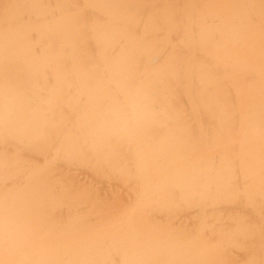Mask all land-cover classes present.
<instances>
[{
  "label": "bare ground",
  "instance_id": "6f19581e",
  "mask_svg": "<svg viewBox=\"0 0 264 264\" xmlns=\"http://www.w3.org/2000/svg\"><path fill=\"white\" fill-rule=\"evenodd\" d=\"M81 1L87 7L84 11L87 18L88 15L98 16L106 19L107 22L96 27L90 25L87 28H81V33H78V28L75 25L72 26L73 19L71 18L60 19L54 11L51 16L48 15V22L45 21V17H40V0H0V67L6 62H8L7 65L14 63L7 61L6 58L3 63L4 60L1 59V56L4 54H10L19 60L23 50L26 49L30 53L33 51L31 47L27 49L16 46L27 42L35 44L42 41L43 46L48 50L50 47L44 43L47 38H53V41L58 42L63 35L70 37L73 41L81 39L85 35V42L88 40L92 42V35L98 36L100 40H103V44L95 43L88 49L93 50V55L98 58L104 54L112 56L110 43L114 41L115 37L128 34L124 31L122 34L120 31L110 28L122 25L123 15L127 13L126 7L129 1ZM109 4H120L122 14L116 15L115 11L108 13ZM103 5L106 8H102ZM231 5L232 1L230 0L215 2L213 8L210 9L212 14H222L223 21L231 26L229 32L233 30L230 18V13L233 10ZM152 12L157 15V12ZM62 13L65 14V11ZM157 17L160 15L158 14ZM161 18L166 19L167 16ZM189 18L192 20V25H195L197 21L204 24L203 27L193 29L197 32L193 39L195 38L197 44L205 47L206 51L211 50L214 46L215 54L212 56L207 52L199 53L196 60L188 65L184 74L176 73L175 78L166 77L169 79L167 85L175 95L179 93L181 100L187 104L188 95L185 86L180 88L179 82L181 80L189 82L188 88L194 87L195 101L203 102L207 113L210 116H215L212 109L216 108L219 101H223L224 93L219 86L222 76L218 77L216 73L233 71V76L240 77L236 82L238 84L249 71L254 72L257 65H250L247 55L239 51V47L242 46L238 45H245L243 43L245 36L236 38L233 35L234 41L231 42L232 36L226 37V30L222 27L226 23L215 28L210 24L209 16L206 19L202 17L198 20L196 14H193ZM79 19L81 18L79 17ZM131 25L134 27H125V29H130L143 39L139 38V42L135 46L124 47V52L116 53V60L120 63L128 60L127 65L116 70L114 68L116 61L111 66L109 63L99 62L95 69H91L97 77L106 79L108 89L123 90L125 87L123 81L131 84L132 87L141 89L138 81L130 83L131 79L139 80L144 73L153 77V74L158 72L156 69L153 70L154 66L159 68V73H164V68H160L158 64L168 58L171 61L172 56L178 52L176 46L175 48L164 43L165 39L155 38L150 43L146 42L145 38L150 30L147 25L136 23ZM127 26L129 27V25ZM149 26L152 25L149 24ZM205 26H210V28H204ZM156 31L159 33L158 30ZM188 39L186 43H189L190 38ZM257 45L258 42L250 44L253 49ZM157 47H163L166 51L160 53L161 50L158 51ZM189 47L192 49L191 44ZM67 49H73V47L69 46ZM176 58H178V54ZM148 65L152 67L148 68ZM25 67L26 74L38 71L39 75L40 70L51 73L49 78H41L42 84L57 82L56 71H49L41 64L37 71L32 66L25 65ZM76 77L77 80L67 77V79L73 80L74 89L64 84V87H45L44 90H35L37 95L33 94L34 90L32 89L30 94L40 104L44 116L52 117L48 113V108L52 103L44 102V97H52L54 92L58 91L66 99L65 104L59 102L60 110L58 112H70L71 110L83 112L85 117L83 123L94 127V130L86 131L89 135L104 134L107 140L111 138L114 141L117 154L112 156V160L102 161V165L105 168L106 180L109 183L117 184V186L103 184L99 189L103 191V199L108 202L110 197L111 201L107 204L106 213L96 212L101 215L99 218L65 217L64 215L73 214V211H66L61 206L57 211H50L54 217H38L36 215L41 213L36 210L39 206L37 199L40 193L46 195L49 188L46 184H38L36 175L39 172L43 174L46 170L28 172L25 169H19V177L12 178L11 185H2L0 182V264H264V200L261 191H255L258 187L254 186L256 177L252 173L248 170L243 173L249 184L243 188L247 195L240 189H237L239 194L229 193L231 187L223 185L220 190L206 191L204 213L197 209L195 210L197 213L189 211L188 206L190 205L197 206V208L201 206L193 200L196 196L195 190L191 186H179L173 178L174 175L180 173L181 176H187L188 183L194 181L192 174L183 169V163L180 162L182 155L188 153V146H184L185 148L176 146L165 151L168 142L162 141L154 144L153 140L147 137L144 141L149 146V150L137 155L139 144L135 137L136 132L131 127L133 125L131 121L133 120L134 124H138L140 121L136 113L137 109L142 108L137 105V95L140 90L133 87V93L126 94L124 97L115 91L117 100L108 97L105 110L99 105L101 101L99 92L86 90L83 86L78 85L79 79H85L84 73L80 72V75H76ZM244 81L247 83L245 79ZM262 82L264 83V79ZM231 84L232 86L222 89L229 91L230 94L231 92L235 94L231 95L239 120H247V117L251 116L250 112L254 109L264 110L262 97L254 98L249 110L244 109L246 108L244 104L247 101L250 102V99L247 100V91L242 94L243 85ZM141 85L146 87V85ZM153 85L159 86L158 84ZM152 88L155 90L152 93L159 94L156 88ZM148 89L151 90L149 86ZM201 89H204L206 93L204 101L197 93ZM252 89L254 90L253 87ZM238 92L241 95H238ZM160 93L168 95L167 91H160ZM39 95L41 96L40 100L38 99ZM143 95L142 99L147 100L148 98ZM74 96L79 98L80 103H77ZM118 101L120 103H117ZM29 102V98L24 99L18 90H13L0 83V131L6 136L8 144L5 145L16 148L25 146L32 151L41 149L43 146L51 147V149L56 146L58 153H63L59 159L65 166H70L73 162L72 159L68 160L65 157V152L68 150L74 153V158L80 159L76 143H81L85 148L87 145L84 140L85 132L75 129V126L72 127L75 129L74 135L70 133L71 127L66 122L61 125L60 130L48 125L46 126L48 140L39 143L27 138L19 131L21 123L18 119L22 107H26L28 116L33 118V109L28 106ZM154 107L160 109L157 104H154ZM258 115L260 114L256 116ZM103 116L105 120H102ZM89 117L90 119H88ZM75 121L80 123L78 116ZM145 123L151 127H161L162 125L151 120H145ZM205 126L216 128L215 119H212L211 124L201 120L198 124L200 133L204 132ZM12 131L16 132L15 137L11 134ZM245 131L246 134L233 138L234 143L244 140L258 143L264 139L263 127L249 128ZM260 131L262 134L258 133ZM59 132L61 135L56 139V134ZM149 132L150 130L141 128L137 134L145 136ZM69 133L72 135L67 138ZM216 137V133L211 132L210 137H206L207 143L214 144ZM91 140L98 147L97 138L94 137ZM104 152L103 150L101 154ZM85 155L91 159L99 154L92 148H86ZM9 156L13 161V154ZM194 157L197 164H204L205 153ZM238 160L243 167L251 165L250 157L246 153H242ZM211 163L218 166L220 160L213 157ZM197 164L195 167L198 166ZM114 165L120 166L124 170H118L114 168ZM19 166L24 168L27 164L21 161L18 165L13 163L11 168L17 170ZM2 171L0 166V173ZM99 172L98 169L94 170L97 176ZM194 172L198 174L197 182L201 185L205 183V175L197 168ZM209 173L213 174L214 172ZM224 173H228V171ZM99 180L101 183L103 182L102 179ZM0 181L4 182L3 179ZM27 181L29 183L25 184ZM228 181L229 177H224L221 180L223 184ZM233 182L240 183L241 180L233 179ZM162 186H165L166 193L159 196L155 192L162 190ZM202 188V186L196 187L197 190ZM54 191L59 195L58 190L54 189ZM188 191L192 195H189ZM76 212L90 214L85 209ZM148 222H153L156 226L147 228Z\"/></svg>",
  "mask_w": 264,
  "mask_h": 264
},
{
  "label": "rangeland",
  "instance_id": "374dc122",
  "mask_svg": "<svg viewBox=\"0 0 264 264\" xmlns=\"http://www.w3.org/2000/svg\"><path fill=\"white\" fill-rule=\"evenodd\" d=\"M128 1L129 4L126 7L127 13H124L123 15L124 18L122 25L120 27L110 28L111 30H116L118 32L120 31L121 33L124 31L128 35L124 36L122 33V37L114 38V41L110 43V50L112 53V56L110 57L107 54L102 55L100 58H98V56L95 57L93 55V50L88 49V47H93L95 43L99 45L103 44V40H100L98 36L94 35L91 36L92 42H89V40L85 42V35H83V38L75 41L71 40L70 37L63 35L61 36V40L58 42L53 41V38L49 37L47 38V41L44 42L50 47L48 50L45 49L42 41L36 42L35 44L32 42H27L16 46L27 49L28 47L33 48L31 53L26 49L23 50L20 53L21 59L18 60L16 57H12L10 54H4L1 56V59L4 60L3 63L5 62V58L7 61L14 63H9L10 65H7L8 62H6L5 65L0 67V83L6 87H10L13 90H18L19 93L21 92V95L24 97V99L29 98L30 102L28 106L33 109V118H30L27 114V108H21V115L18 119V121L21 123L19 131L27 138L39 143L41 141L48 140V138H46V126L50 125L51 127L60 130L61 125L66 122L71 127L69 129L70 133H73L76 128L82 132H85L84 140L85 144L87 145L86 148H92L96 153L99 154L95 158H87L85 155L86 148L81 143L77 142V150L80 155V159L74 158V153L68 150L65 152V157H67L68 160L72 159L73 162L70 166H65L61 164L62 161L59 159L63 153L59 154L56 146H54L52 149L51 147L43 146L41 149L39 148L35 151L29 150L25 146L17 148L11 147L5 145L8 144L6 136L0 131V166L3 169V171L0 173V179L4 180V182L0 181L2 185H11L12 178L19 177V169H25L28 172L40 171L41 169L46 170L43 174L39 172L36 175V178L38 179L37 183L40 185L46 184L49 188L46 195L40 193L39 198L37 199L39 206L36 210L41 213L36 215L38 217H54L50 211H57L58 207L60 206L66 211H73V214L64 215L65 217L99 218L101 215L96 214V212L100 211L106 213L107 204L111 201V199L109 197L108 202H106V199H103V191L99 190L100 186L103 184L117 186V184H113V182L109 183L108 180H106L107 178L105 168L102 165V161L112 160V156L117 154V147L114 141L111 138L107 140L104 137V134H95L93 136L92 134L89 135L86 132L87 130H94V127L91 125H85L83 123L85 121L83 112H80L79 110L58 112V110H60V107L58 106L59 102L62 104L66 103L65 97L58 91H55L52 97H44V102L49 104L52 103V105H50L48 108V113H50L52 117L44 116V111L41 109L40 104L30 94L31 90L33 89V94L37 95V91L35 90H44L45 87H64V84H66L67 87L74 89L73 80L67 79V77L77 80L76 75H80V72H83L85 79H79L78 85L83 86L86 90L90 89L94 90L95 92H99L101 97L99 105L100 107H104L106 110L108 97L112 98L113 100H117L116 95L114 94L115 91H118L120 95L124 97L126 94L133 93V87L134 89L137 88L136 90L139 89V87H132V85L126 83V81H123V86H125L123 90L108 89V87H106V79H103V77H97L95 72L91 71V69L96 68L99 62H104L105 60H107L109 66L117 62L116 65H114L116 70L127 65L126 62L128 60L126 62L124 61L123 63H120L116 60V53L124 52V47L130 45L135 46V44L139 42V38L142 37L136 33L134 34L130 29H125V27L131 28L130 26H133L131 25L133 23L147 25L150 27V30L147 37L145 38L146 42L150 43V41L154 40L155 38H160L165 39L164 43H171L173 47H177L178 52L172 56L169 71V74H171L172 78H175L176 73L184 74V72L188 69V65L192 64L190 56L197 54L199 51L202 52V50L205 48L202 45L197 44L195 38L193 39L194 35L197 33L193 31V29L196 27H203V22L201 23L197 21L195 25H192V20L189 17L193 14H196L197 19L200 20L202 17L206 19V17L209 16L210 24L215 28L223 23H226L223 21L222 14H212L213 12L210 10L213 8L212 6L215 2L219 3L226 0ZM230 1H232V11L234 12V10H236L237 13L230 14V18L234 24L233 30L230 31L232 33L229 32V26L227 23L223 26L221 25L226 30L225 36L227 37L231 34V42H233V35H235L236 38L248 35L250 39H259L261 35H264V14H262V12H264V0ZM40 4V17H45L46 22H48V15L51 16L52 12L54 11L57 13V16H59L60 19L63 17L73 19L72 26L75 25L78 28V33H81V28H87L90 25H92V27H96L107 22L106 19L100 18L98 16L88 15L87 18V15L84 13L87 7L84 6V2L81 0H40ZM108 6V13L115 11L116 15L120 13L122 14L120 4H109ZM102 8H106V6L103 5ZM62 11H65V14L62 13ZM152 11L157 12V15H154ZM158 14L160 17H157ZM163 16H167V18H161ZM79 17L81 19L78 20ZM42 21L44 22V19ZM149 24L152 26H149ZM127 25H129V27ZM207 27L210 28V26H205L204 28ZM156 30H158L159 33ZM41 35L43 34L41 33ZM188 38H190V41L189 43H186V40H189ZM190 44L192 49H189ZM69 46L73 47V49H67ZM156 49L158 51L161 50L160 53H163L162 51H166L163 47H157ZM177 54L178 58H176ZM124 60H126L125 57ZM104 63L106 64V62ZM40 64L44 67H47L49 71H56V83H48L47 85L42 84L43 81H41V78H49L51 73L40 70L38 75L37 70L39 69ZM25 65L32 66L37 72L26 74ZM149 65L147 66L148 68L152 67H149ZM158 65H160L161 68V66L164 65V61L160 62ZM250 65H257L256 70L254 72L249 71L246 75H244L246 77H242L238 84H236V82L238 79H240V77L238 78L237 76H233V71H223L216 73L218 77L222 76L220 78L221 80L219 82V86H221V91H224V93L222 95L223 101H219L216 108L212 109V113L215 114V116H210L207 113L203 102L195 101V96L193 93L194 87L189 88L190 95L187 97L188 103L185 104L186 102L181 100L179 93L175 95L173 90L168 87V78H166V80L163 82L156 80V74L163 75L164 73H159V68H155V66L153 70L156 69L158 72L153 74L154 78L152 76L146 75L145 73L139 80L130 78L132 80L130 83L138 81V84L141 88L139 89L140 93L137 95V105L141 106L142 108L136 110L140 121L138 124H134L133 120L131 121L133 124L131 127L133 128L134 132H136L135 137L139 144L137 155L149 150V146L144 141V139L147 137L151 138L154 144H158L162 141L168 142L169 144L165 147V151H168L176 146H188L189 151L187 154L182 155L180 162L183 163V169L188 170L192 174L194 181L188 183L187 176H181L182 174L180 173L174 175L173 178H175V181H177L179 186H191L195 190L196 196L193 200L198 202L201 206L198 208L197 206L193 205L188 206L189 211L193 213H197L195 211L196 209L204 213L206 204L205 193L207 190L217 191L220 190V188L224 185L231 187V189L228 191L229 193L239 194L240 192L237 189H240L245 193V195H247L243 190V188L249 186L243 175L244 171L246 170L256 177L254 186L258 188H256L255 191H261L262 199L264 200V139L258 143H254L250 140H239L240 142L236 143L233 141L234 137H239L243 134H246L245 130H248L249 128L263 127L264 129V110L260 111L254 109L250 112L251 116L249 118L247 117V120H239V116L235 111L233 104L232 95L235 94L231 92V95L229 91L222 89L223 87L232 86L231 83L243 85L244 87H242V94L243 92L247 91V100L250 99V102L247 101L246 103L247 107L244 108L246 110H249L250 104H252V100L254 98L262 97L264 99V83L262 82L264 79V63L257 62L256 64ZM243 78L247 81V83ZM141 84L146 85V87H143ZM153 84H158L159 86H154ZM179 84L180 88L184 85L187 92L190 83L181 80ZM247 85L252 86L254 90L252 87ZM98 86L105 88L103 93L98 91ZM148 86L151 90L148 89ZM152 87L156 88V91L158 90L159 94L152 93L155 92ZM160 91H167L168 95H162ZM142 95L146 96L148 99L143 100ZM238 95L241 94L238 92ZM38 99H41L40 95ZM74 99L77 101V103H80L78 97L74 96ZM117 103H120V101ZM154 104H157L160 109H156ZM242 114L246 115L244 113ZM257 114L260 115L256 116ZM76 116L79 118V124L75 121ZM88 119H90V117ZM172 119L174 120L172 121ZM212 119H215L216 128L212 129L208 126H205V134H203L204 132L200 133V128L198 127L200 121L204 120L205 122L207 121L211 124ZM33 120H35V122H33ZM102 120H105L104 116ZM145 120H151L152 122H157L158 125H162L161 127H151L145 123ZM74 126L75 129L72 128ZM141 128H146L147 130H150V132L145 134V136H141L137 134V131ZM197 132H199V134H197ZM211 132H214L217 135L214 144H209L206 140V137H210ZM70 133L67 135V138L71 137L70 135L72 134ZM258 133L262 134V131ZM11 134L14 137L16 136L15 131H12ZM60 135V132L56 134V139H58ZM76 136L80 137L79 135ZM94 137L97 138L96 143L98 144V147H96V144L91 140ZM172 137H174L173 141ZM162 144L165 145V143ZM103 150L105 152L101 154ZM204 153L206 156L204 159V164H197L195 162L194 156L198 154L204 155ZM242 153L249 155L251 165H248L247 167L241 166L238 158ZM10 154H13L14 156L13 161L10 160ZM213 157L220 160V164H218V166H214V164L211 163ZM21 161L26 163L27 166L24 168L19 166L17 170L11 168L13 163L18 165ZM196 164L198 165L197 167H195ZM114 168L118 170H124L122 167L117 165H114ZM196 168L205 175V183L202 185L201 183L197 182L198 174L194 172ZM95 169L100 171L98 176L94 173ZM212 171L214 173L210 174L209 172ZM225 171H228V173H224ZM224 177H229L228 183L223 184L221 182L222 178ZM99 179H102L103 182L101 183ZM233 179H240L241 182L234 183ZM26 183L29 182L27 181L25 184ZM18 185L21 186V184ZM197 186H202L203 188L201 190H197ZM161 188L162 190L155 192L159 194V196H162L164 193H166L164 190L165 186H162ZM54 189L58 190L59 195L56 191H54ZM233 189L235 190L233 191ZM187 193L192 195L190 191ZM81 209L88 210V213L90 214L76 212ZM155 226V223L148 222L147 228Z\"/></svg>",
  "mask_w": 264,
  "mask_h": 264
},
{
  "label": "crops",
  "instance_id": "0c3cea01",
  "mask_svg": "<svg viewBox=\"0 0 264 264\" xmlns=\"http://www.w3.org/2000/svg\"><path fill=\"white\" fill-rule=\"evenodd\" d=\"M199 13H201V12H199ZM234 13L235 14L237 13L236 10H234V12L232 11L230 14H234ZM262 14H264V12H262ZM235 26H236V24H235ZM229 27H231V26H229ZM230 33H232V32H230ZM231 36L232 35L230 34L229 37H231ZM245 37L246 38L243 40V43L245 45H240V44L238 45V46H242V47H239L240 53L247 55V58H248V61H249L250 64L257 63V62L264 63V35H261V37L259 39L258 38L250 39L248 35H246ZM231 40H232V38H231ZM254 42H258V45L256 46L255 49H253L250 46V44H252ZM168 44L171 45V43H168ZM215 50L216 49L214 48V46H213V48L211 50H207V51L204 48L202 50V52L199 51L197 54H195L193 56H190L191 57V59H190L191 63L194 60H196V58L199 55V53L203 54L204 52H207V54H210V55L214 56ZM104 62H106V64H107V60H105ZM169 62H170L169 58L164 61V65L161 66V68H164V74L163 75L156 74L155 77H156L157 80H160V81L163 82L164 80H166V76H171V74H169V71H170ZM104 89H105L104 87L98 86V91L103 93ZM197 93H199L198 95H200L202 99L205 98L206 93H205L204 89H201L199 92L197 91ZM186 94L190 95V89L189 88L187 89ZM244 106L247 107V104H244Z\"/></svg>",
  "mask_w": 264,
  "mask_h": 264
}]
</instances>
